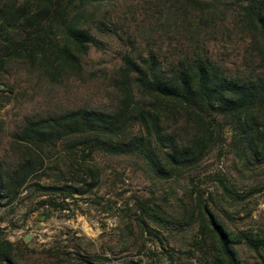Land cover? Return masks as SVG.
Wrapping results in <instances>:
<instances>
[{
  "label": "trees",
  "instance_id": "obj_1",
  "mask_svg": "<svg viewBox=\"0 0 264 264\" xmlns=\"http://www.w3.org/2000/svg\"><path fill=\"white\" fill-rule=\"evenodd\" d=\"M118 4L0 0L1 69L22 64L57 83L83 75L90 48L104 44L96 33L115 35L123 45L121 62L108 79L115 96L111 105L26 116L11 133L13 154L0 153V204L32 186L83 193L99 178L85 161L93 152L133 156L152 178H184L189 185L184 196L190 204L179 218L194 224L196 234L185 256L169 254L171 264H242L239 244L264 264V231H229L219 215L228 216L227 210L205 198L193 177L199 163L222 146L227 126L230 144L244 164L264 163V0H140L129 16L117 11ZM218 43L230 45L234 59L220 56ZM59 141H65L69 155L80 156L73 160L85 166L91 181L78 177L79 185L28 184L45 164L44 148ZM213 178L233 203L245 198L225 175ZM147 215L138 220L141 237L158 232L150 220L168 222ZM13 247L0 237V264H19ZM194 250L200 251L197 261H191Z\"/></svg>",
  "mask_w": 264,
  "mask_h": 264
},
{
  "label": "rangeland",
  "instance_id": "obj_2",
  "mask_svg": "<svg viewBox=\"0 0 264 264\" xmlns=\"http://www.w3.org/2000/svg\"><path fill=\"white\" fill-rule=\"evenodd\" d=\"M138 1L119 0L116 9L129 16ZM96 34L104 44L102 48H90L83 59L82 76L53 83L22 64L0 68L1 154H13L11 133L26 116L74 106L106 107L114 102L108 79L121 62L123 45L115 35ZM216 49L223 58L234 59L230 45L218 43ZM224 137L222 146L213 149L196 167L194 182L215 207L227 210L228 216L221 211L219 215L229 231H264V163L244 164L230 144L228 126ZM44 153L43 168L39 175L30 177L28 184L79 185L74 181L78 177L91 181L85 166L73 160L80 156L68 154L65 141L45 147ZM85 161L95 166L99 178L83 193L42 191L32 186L12 201L1 202L0 237L13 243L19 264H89L86 258L106 264H171L169 254L174 258L185 256L196 234L194 224L187 225L179 218L190 204L184 196L189 189L186 179L152 178L141 160L128 155L95 151ZM215 173L225 175L230 186L245 198L233 203L214 180ZM253 187L258 190L250 193ZM146 213L168 222L160 225L150 220L158 232L141 237L138 220L148 219ZM236 249L242 264H262L261 257L245 244L236 245ZM194 252L191 261L200 257V251ZM260 255L264 258V249Z\"/></svg>",
  "mask_w": 264,
  "mask_h": 264
}]
</instances>
